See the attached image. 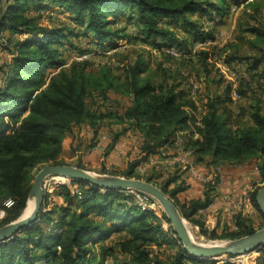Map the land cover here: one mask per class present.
Returning a JSON list of instances; mask_svg holds the SVG:
<instances>
[{"label": "trees", "instance_id": "1", "mask_svg": "<svg viewBox=\"0 0 264 264\" xmlns=\"http://www.w3.org/2000/svg\"><path fill=\"white\" fill-rule=\"evenodd\" d=\"M245 1L0 0V35L9 32L29 36L25 40L7 38L5 50L12 57L0 66L3 77L0 83V209L5 208L6 200L14 202L12 207L6 208L0 227L23 214L35 178L34 169L67 164L62 159L64 137L73 135L77 127L84 124L97 128V136L100 124L106 118L115 117L124 125L122 130L113 133L110 148L130 129L137 130L143 140L128 168L109 174L140 178L158 185L173 199L187 221L208 239L232 240L254 233L248 217L241 212L234 215L238 229H225L222 233L216 229L210 231L205 221L197 217L214 203L213 193L219 179L205 184L203 197L182 203L178 195L188 189L189 184L182 179L181 172L165 174L157 166L147 174L137 172L151 156L176 145L178 137L183 139L186 149L193 151L197 163L213 168L225 163L241 164L254 160L258 154L264 155L261 98L264 93V6L245 4L253 8L250 19L254 23L240 28L238 42L226 48L236 47L241 41L255 53L241 55L239 48L227 59L249 64L250 74L242 79L236 91L239 97L248 93L254 95L248 110L250 123H235L233 111L223 106L232 99L234 88L230 84L225 85L221 94L212 90L217 82L209 78L214 72V63L210 62L213 53L206 49L193 53L196 42H214L217 27L230 15L232 7ZM48 4L67 10L73 25L49 28L40 23L41 12ZM120 17L125 18L123 28L115 26ZM132 25L141 42L158 51L175 47L188 57L175 58L161 51L167 58L179 61L174 69L159 65L158 69L151 70L145 58L139 57L120 75L109 64L95 70L90 60H73L69 66L64 61L65 41L68 40L78 56L105 51L118 46L119 40L129 41L133 36L129 32ZM245 33L250 37H245ZM81 36L90 38L88 49L70 40V37ZM50 68L55 70L48 75ZM183 69L203 73L209 83V99L201 116L196 102L180 88V70ZM159 72L161 79L155 76ZM111 92L131 96L132 105L121 114L111 115L102 112L100 107L95 108L94 103L89 104L90 99L106 100ZM196 133L199 138H194ZM258 169L262 185L255 188L250 199L263 215L257 194L264 187V162L258 164ZM102 172L107 171L104 168ZM72 184L77 188L58 187V195L65 205L50 210L44 208L38 222L0 244V264H107L109 260L113 264H200L178 245L172 227L168 231L163 228L162 221L169 222L165 213L160 217L142 209L126 191L105 190L77 181ZM153 246L176 251L164 260L158 254L153 255ZM260 260L264 264V257Z\"/></svg>", "mask_w": 264, "mask_h": 264}, {"label": "rangeland", "instance_id": "2", "mask_svg": "<svg viewBox=\"0 0 264 264\" xmlns=\"http://www.w3.org/2000/svg\"><path fill=\"white\" fill-rule=\"evenodd\" d=\"M250 3V2H249ZM251 3L254 4V6H264V0H252ZM248 4V3H247ZM63 7L56 5V4H48L47 9H45L44 12V17L41 18V22L44 26H48L49 28L52 27H56V28H60V27H65L64 25H68L71 26L73 25L70 19V13L67 10H63ZM50 11H54V16H49L48 12ZM33 13V12H32ZM253 13V8L250 6H245L241 5L239 6L238 10L235 12H231L229 16L225 17L222 25L218 26V30H217V40L213 42L212 45L208 46L207 48H209L211 51V53H213L212 55H215V58H219L221 59L223 62L227 61L229 55L233 52H235L236 50H238L239 48H241L240 54L241 55H252L255 54L253 51L249 50L248 46L245 45L244 43H242L241 41H239V43L237 44L236 47H232L229 49L228 45L233 44L235 41H233V39L235 37H239L241 34V31H239L240 28L245 27L247 23H254L253 21H251L250 19V14ZM48 14V15H47ZM51 15V14H50ZM124 17H120L118 19L117 25H115L116 27H121L123 28L126 25V22L124 20ZM129 32L133 35L131 38H129L130 40L128 41V43H126L125 46H121L115 53H113L111 55V58L109 60H106L105 54L102 51H98L96 55H94L92 57V59L90 61H92L91 63H93L92 68L97 70L100 69L102 66L104 65H111L116 72L118 73H122V71H125V69L132 63H134L139 57H143L145 58V60L148 62V66L151 70L154 69H158L159 65H161V68H168L169 66L171 67H176L178 65L179 62L176 59H170L167 58V56H165V54L158 52L156 49H154L152 46H149L146 43H143L140 41L139 38H136L137 36V30L135 29V27H130ZM6 38L11 39V40H25L26 38H28L29 36L27 35H13L9 32H7L5 34ZM245 37H250L249 34L245 33ZM33 38V37H32ZM70 40L74 41V43L78 46L81 47H85L84 49H88L90 46L88 45V43L90 42V38L86 37V36H81V37H70ZM13 42V41H11ZM68 40L65 41V43L67 44L66 46V51L64 52V61L67 63V66L71 65L73 60H77L78 57V53L76 50L71 49V47L68 45ZM111 43V42H110ZM216 43V44H215ZM237 43V42H235ZM117 44V43H116ZM115 44V45H116ZM243 47V48H242ZM62 49H64V47H62ZM72 51V52H69ZM10 59L9 54L7 53V51L5 49H0V66H4L5 63ZM214 59V58H213ZM212 63V62H211ZM234 65L238 66V72L236 73L235 76V80L233 82V88L235 87V90L237 88L240 87L241 83H242V79H243V75H244V71L246 70V64H241L240 62H235ZM196 69V68H195ZM55 69L50 68L49 70H47V74L51 75L52 72ZM213 71L215 72L213 74L214 75H220L222 73H219L220 71L217 69H213ZM226 71V69H225ZM216 72L218 74H216ZM195 76L193 77V80L189 82L190 85V90H191V95L196 96L199 91L202 90L203 87V83L202 80L199 78V73L198 72H194ZM232 75L233 74L231 72H228V75ZM227 75V74H226ZM155 76L158 79L162 78V74L161 72H159V74H155ZM249 73L247 76L248 77ZM234 77V76H233ZM49 78V77H47ZM3 77L0 74V83L3 82ZM233 81V80H231ZM192 82L198 85V89L193 92V88H192ZM226 85V84H225ZM250 102L253 101V94H250ZM232 98L233 99H238L237 101L240 100L239 95H234V91L232 93ZM249 98V96H248ZM248 98H242L241 101H239L240 106H242L243 104L248 105ZM94 103V107H100L102 112L105 113H111V115H116L117 114H121L122 112H124L125 108L128 106V104L130 103L129 98L128 97H123V98H118L117 96H113V97H108L106 100H92L90 99L89 104ZM246 112V111H245ZM117 119L115 117H109L106 118L98 127V135L99 136H107L106 139H104L103 141H100L98 136L95 137V139L93 140L92 137L94 135V132H96L95 128L93 131H90L87 129L85 130V128L80 127L77 131H74V138H75V144L74 146L72 145V147H68L67 149L64 150L63 148V156L62 159L70 165H78L79 161L83 160V155L84 153L87 152V143L90 140H92V142L94 141V143L98 146L100 143H104L108 140L109 137V132H116L118 129L117 128ZM68 136H72V135H68ZM67 137V136H66ZM65 138V137H64ZM63 138V140H64ZM74 150L79 151L78 154L74 153ZM76 154V156H74ZM73 158V159H72ZM114 159V158H113ZM115 160V159H114ZM255 160L257 161L258 164H261L262 162H264V155L262 154H258V156L255 157ZM45 165L42 166H38L36 169L33 170L34 175L36 176V174L44 167ZM81 166H82V162H81ZM83 169L85 170H89L91 172H95L96 174H100L102 176H105L106 174L103 173L101 170V168H92L90 165L87 166H82ZM113 171V170H111ZM109 174V173H107ZM112 176H122V175H115V174H111ZM59 178H64V177H59ZM61 183H65L67 185H70V187L72 189H75L76 186H71V184L69 183L68 180H60L58 179ZM58 180H53L51 179V177H48L47 179H45L44 183L46 184L44 186L45 190H46V197H45V209H52L55 206H63L65 205V202L63 200V198L58 195V191L60 188L57 187V182ZM34 182V180H33ZM247 209V216L249 219V223L251 225L252 228H254L255 231L261 230L264 228V217L263 215L254 207H252L251 205L247 204V206H245ZM157 210H159V213H164V210L162 208V206L159 203V207H157ZM187 225L191 230V233L194 235L196 241L199 242H204V243H214V242H226L229 241L231 239H215V240H211L206 238L205 236L201 235L200 230L195 227L194 225H192L190 222L187 221ZM179 245V244H178ZM154 248H152L153 251V255H159L162 259L164 260H168L169 257L172 255L173 251H176L174 249H169V252L166 251L165 249L167 248L166 246H163L162 248H155L156 246H153ZM260 257V256H259ZM263 257V256H261ZM260 257V259H261ZM124 259V258H123ZM122 259V261H124ZM258 260L256 262V264H262V260ZM107 264H113L110 260L107 262Z\"/></svg>", "mask_w": 264, "mask_h": 264}, {"label": "crops", "instance_id": "3", "mask_svg": "<svg viewBox=\"0 0 264 264\" xmlns=\"http://www.w3.org/2000/svg\"><path fill=\"white\" fill-rule=\"evenodd\" d=\"M34 13V12H33ZM35 14V13H34ZM42 18V17H41ZM40 18V23L41 22ZM225 20V19H224ZM223 20V21H224ZM223 21L221 22L220 25H222ZM219 25V26H220ZM130 29V28H129ZM217 30L216 29V39L217 40ZM236 40V41H235ZM233 41L238 42V37H235ZM234 42V43H235ZM216 44V43H215ZM150 46V45H149ZM206 50H210L207 48ZM72 52V51H69ZM211 52V51H210ZM214 58V59H213ZM210 62L214 63V68L220 71L218 75L213 74L209 77L211 79H215L217 82L214 84L212 87V90H216L218 94H221L222 91L224 90L225 84H230L231 86L233 85V82L235 80L236 73L238 72V66L234 65L235 62H229L227 61H222L219 58H215V55L210 58ZM241 64H246V70L244 71L243 78L250 74V69H249V64L247 62H240ZM169 69L171 68L170 66L168 67ZM175 67H172L174 69ZM226 69V71H225ZM181 74L179 77V81H182V86L180 88L184 89L186 92V95L188 98H192L198 108V113L201 116V114L205 113V107L208 101V85L209 83L207 82V78L204 76V74H200L199 78L202 80L203 87L202 90L199 91V93L194 96L191 95V90H190V85L189 82L193 80V77L195 76L194 73H190L188 70H180ZM228 72H231L233 76L230 74L228 75ZM118 75L120 73L117 72ZM227 74V75H226ZM233 80V81H231ZM220 82V83H219ZM264 84V83H263ZM233 87V86H232ZM251 93H248L247 96H240V100L242 98H248V105L243 104L240 106L238 99H231L230 102H225L223 106H227L229 109H231L234 113L233 116V121L235 123H250V118L248 114L249 106L251 104L250 100V95ZM117 96L118 98H123V97H128L130 103L128 104L127 107L132 105V97L131 96H123V95H118L114 92L109 93L108 97H113ZM262 97V106H263V111H264V93L261 95ZM97 100V99H96ZM126 107V108H127ZM246 111V112H245ZM237 121V122H236ZM117 131L119 132L122 130V127L124 124L121 123H116ZM234 125V127H236ZM80 127H77L76 131ZM82 128H85L90 131H93L94 129L89 126V124H84L82 125ZM96 132H94V135L92 139L94 140L96 137ZM113 133L109 132V137L108 140L104 143L99 144L97 147H92L91 143L92 140L89 139V141L85 144H87V152L84 153L83 160L79 161L82 166H87L90 165L92 168H101L104 169L105 166L113 165V171H123L128 168L129 162H131L134 157V149L136 146H139L142 142V136L137 130L130 129L128 131H125L119 138L118 143L115 145V147L110 148V145L112 143V138ZM199 134H195L194 138H199ZM75 144V138L74 135L72 136H67L63 140V148L64 150L67 149L68 147H72ZM177 152H183L185 155H187L192 161H194L200 168L204 169L207 173H210L213 171V166H207L205 164H199L196 162V156L194 155L193 151L191 149H186L183 145H173V147H168L163 150V152L159 155H154L153 158L157 160L158 164L157 167L158 169H161L165 174L173 173L175 170H178L182 174V179H186L189 188L186 189L184 192H181L178 197L182 203L187 202L191 199H198L204 196V186L201 185V183L191 177L190 173L186 170L183 169V167L180 164L174 165V166H169L167 165L164 160L165 158L170 155L174 154ZM74 153L78 154L79 151L74 150ZM76 154L74 156H76ZM115 160H114V159ZM73 159V158H72ZM79 165V164H78ZM77 166V165H76ZM221 168V174H222V179L219 182L216 191L213 193L214 196V203L217 204L218 206L220 205L221 208H223L226 205V202L224 201V197L227 194H231L234 196L236 199L241 200L244 205L247 206V203L245 201V196L246 193L251 185L254 184V182L258 181L261 179V174L258 171V163L257 161L251 160L247 161L241 164H230V163H225L220 166ZM153 168V167H152ZM150 168L147 172H151L153 169ZM102 171V170H101ZM137 172L139 174H142L139 172L137 169ZM147 174V173H146ZM253 207V205H251ZM244 216H247V212L242 213ZM197 217H201L205 221V226L207 229L210 231L213 229H216L218 233H222L225 231V229H233L235 225V218L233 217H228L224 210L219 211V212H204L200 211L197 215ZM196 227V226H195ZM198 228V227H197ZM199 229V228H198ZM234 230V229H233Z\"/></svg>", "mask_w": 264, "mask_h": 264}, {"label": "water", "instance_id": "4", "mask_svg": "<svg viewBox=\"0 0 264 264\" xmlns=\"http://www.w3.org/2000/svg\"><path fill=\"white\" fill-rule=\"evenodd\" d=\"M1 23L2 17L0 18V26ZM105 174V176H102L70 164L45 165L36 174L30 192L29 199L34 198L35 200L33 211L28 216H24L26 211L25 208L23 214L18 219L0 227V244L13 239L24 229L38 222L41 212L44 211L45 208V179L50 176H62L73 181L87 183L105 190H135L152 196L162 206L164 213L169 219L174 234L181 243L183 249L192 259L216 260L217 258L226 255H239L253 252L259 250L264 245V228L255 231L252 234L226 242L204 243L196 241L192 238L191 230L187 225V219L181 214L173 199L167 195L161 187L140 178ZM257 201L260 211L264 215V187L259 190Z\"/></svg>", "mask_w": 264, "mask_h": 264}, {"label": "built area", "instance_id": "5", "mask_svg": "<svg viewBox=\"0 0 264 264\" xmlns=\"http://www.w3.org/2000/svg\"><path fill=\"white\" fill-rule=\"evenodd\" d=\"M251 1L252 0H246L241 5L247 4V3L251 2ZM241 5H234L232 7V9H231V12L233 13V12L237 11L239 6H241ZM62 9L65 10L64 8H62ZM43 11L41 12L42 17H44L43 16L44 15ZM48 14H49V16H54V15L57 16V14H54V11H50V12H48ZM7 42H8V40H7L6 36H5V34L2 33L0 35V49H5L6 46H7ZM126 43H128V40L127 39H122V40L118 41V43H117L118 46H115V44H114L115 47L107 49L105 51H102L105 54L104 58L106 60H109L111 58V55L113 53H115L121 46H125ZM212 44H213L212 40H200V41L196 42V44L194 46V49H193V53H195L198 50H205V49H207L208 46H210ZM161 51L166 53L167 55H171V56H173L175 58L188 57L186 54H184L183 51H181V50H179V49H177L175 47H164V48L161 49ZM161 51H158V52H161ZM8 54H9V56L11 58L12 55L10 53H8ZM96 54H97V52H90V53L83 54L81 56L79 55L77 57V60L78 61L91 60L92 57L94 55H96ZM192 88H193V92H195L198 89V85L192 82ZM233 91H234V95L235 96L238 95L237 91L235 90V87H234ZM197 124L200 125V120L197 122ZM97 136H98L100 141H103L104 139L107 138V136H104V135L103 136H99L98 133H97ZM175 144H177L179 146H182L183 139L181 137H178L177 140L175 141ZM96 147H97V145H96ZM138 153H139L138 152V146H136L135 149H134V155H133L134 159L137 157ZM164 162L167 165H169V166H174V165L180 164L183 167V169L188 171L190 173L191 177L197 179L201 183L202 186H205V184L207 182L211 181V180L215 181L216 179H219V182H220L221 179H222V174H221V169H220L221 167L220 166L219 167H215L213 169V171H211L210 173H207L204 169L200 168L194 161H192L183 152H177V153L168 155L165 158ZM157 164H158L157 160H155L153 158V156H151L146 162H144L143 164H141L138 167V170H139L140 173H146L150 168H152L154 166H157ZM105 170L108 173L111 172V170H113V165L111 164L109 166H105ZM258 171H259V169H258ZM50 177L53 180L54 179L58 180L59 177H62V176H50ZM66 180L69 181L71 186H76V188H77L76 184L75 185L72 184L73 180H70L68 178H66ZM57 182H59V183H57V187H59L61 185H66V186L70 187V185H67L65 183H61L59 180ZM45 185L46 184L44 183V186ZM260 185H262V178L260 180L256 181V182H254V184L249 187V189H248V191L246 193V196H245V201H246L247 204L252 205L251 204V199H250V194L255 190V188L257 186H260ZM126 192H127V194H129V195H131L133 197L135 202L142 209L153 211L158 216L162 217L163 213H159V210H157V207H159V202L157 200H155L152 196H150L148 194H145V193H142V192H139V191H135V190H128ZM224 201L226 202V205L223 208H221L220 205L218 206L217 204L213 203L208 208L204 209L203 213L204 212H219V211H223L224 210L225 214L228 217H233L237 213L248 212L246 207H245L246 205H244L241 200L236 199L231 194L225 195ZM13 204H14V202L11 199H8V200L5 201V203H4L5 208H1L0 209V221L3 220L6 217V208L12 207ZM162 225H163V228L166 231L170 230L171 227H172L171 224L169 222H167L166 220L162 221ZM233 229L234 230L238 229L236 224L234 225ZM178 244L182 247V245L179 242V240H178ZM259 256L260 257L261 256L264 257V245L259 250H256V251H253V252H249V253H244V254H239V255H226V256L217 258L216 260H212V259H195V260L199 261L200 264H216V263H223L225 261L230 262L231 264H256V262L260 258Z\"/></svg>", "mask_w": 264, "mask_h": 264}, {"label": "bare ground", "instance_id": "6", "mask_svg": "<svg viewBox=\"0 0 264 264\" xmlns=\"http://www.w3.org/2000/svg\"><path fill=\"white\" fill-rule=\"evenodd\" d=\"M59 179L60 180H65V178H59ZM34 207H35V200H34V198H30L29 199V202L27 204V207H26V211L24 213V216H28L33 211ZM191 235H192V238L194 240H196L195 237H194V235L193 234H191Z\"/></svg>", "mask_w": 264, "mask_h": 264}]
</instances>
